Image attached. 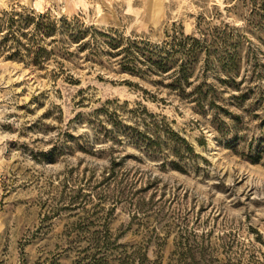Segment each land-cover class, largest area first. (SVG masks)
Here are the masks:
<instances>
[{
  "label": "rangeland",
  "instance_id": "1",
  "mask_svg": "<svg viewBox=\"0 0 264 264\" xmlns=\"http://www.w3.org/2000/svg\"><path fill=\"white\" fill-rule=\"evenodd\" d=\"M250 4L0 0V17L27 9L78 18L83 30L91 28L82 40L56 34L41 41L53 54L41 65L13 57L15 45L0 44V264H73L85 245L83 228L126 229L137 210L130 201L149 205L120 242H140L154 227L161 237L169 231L162 264L193 231L209 233L207 241L216 245L237 238L264 261V31L239 16ZM199 22L204 29L227 23L242 35L233 76L240 90L208 71L203 79L215 85L217 107L204 114L176 93L121 71L120 57L110 54L116 49L102 35L161 42L179 30L199 35ZM84 41L88 46L78 51ZM139 104L192 149L163 131L157 153L129 141L124 126L138 123ZM121 181H133L125 194ZM138 226L141 233L134 234Z\"/></svg>",
  "mask_w": 264,
  "mask_h": 264
},
{
  "label": "trees",
  "instance_id": "2",
  "mask_svg": "<svg viewBox=\"0 0 264 264\" xmlns=\"http://www.w3.org/2000/svg\"><path fill=\"white\" fill-rule=\"evenodd\" d=\"M26 10L6 11L3 17H0V44L5 47L15 45L13 57L24 58L36 65H41L48 59V55H53L41 43L47 37L67 34L69 38L77 41L84 39L91 29L84 28L83 30L78 18H52L48 12L31 11L30 14H26ZM247 12V14H239L244 18L245 24L258 31H264V0H251ZM28 28L29 31H25ZM237 30L236 27H231L227 23L204 29L199 22V35L185 34L183 30H179L167 34V38L161 42L102 35L108 37L107 44L110 48L116 49L114 52L110 51V54L120 57L118 65L121 71L147 80L156 85L158 89L166 88L169 93H176L180 100L193 103L194 110L204 114L207 111V106H216L215 85L203 79L207 76L208 71H212L216 78L227 83V87L234 86L240 90L233 78L239 64L238 55L242 41V35ZM23 38L26 39L25 42ZM88 44V41L81 43L77 47L78 51L86 48ZM203 55L204 59H202ZM201 61L203 64L199 73L196 74ZM59 63L62 65L61 62ZM221 71L226 73V78L218 77ZM142 90L145 94H150L147 89ZM150 95L153 99L158 98L152 93ZM244 96L245 94L234 95L235 98ZM109 103V101L106 102V104ZM134 113L139 116L138 123L125 125L124 132L129 141L135 145L157 153L159 152L157 148L160 145V136L157 132L163 131L170 133L173 142L186 143L189 149H192L185 138L171 129L163 120L158 119L157 115L147 111L143 105L139 104V107L134 109ZM111 114L115 115V112ZM115 124L118 125L116 121H113V125ZM141 124H144L146 129L152 128L155 136L142 129ZM114 173L115 163L111 167L110 175L114 176ZM120 184L121 187L118 189L121 194H125L126 187L133 185V181L126 185L121 181ZM152 184V182L148 183L150 186ZM130 202L136 206L137 210L133 213L127 228L120 230L117 234L113 233L107 224L92 231H87L86 227L83 228L82 239L85 241V245L77 247V257L73 264L163 263V250L169 231L166 236L161 237L158 228L154 227L143 234V239L140 242H120L127 231L132 228L134 220L140 216V210L149 205L144 201ZM147 214L150 216L149 213ZM140 229L141 227L138 226L133 233H141ZM208 235L209 233L198 235L193 231L186 238L180 237L169 255L168 264H264L255 249L253 250L249 244L234 238L216 245L207 241ZM151 253L154 254V257L151 256Z\"/></svg>",
  "mask_w": 264,
  "mask_h": 264
}]
</instances>
